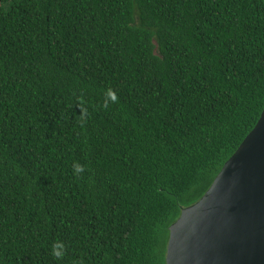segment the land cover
I'll return each instance as SVG.
<instances>
[{"label":"trees","instance_id":"16d2710c","mask_svg":"<svg viewBox=\"0 0 264 264\" xmlns=\"http://www.w3.org/2000/svg\"><path fill=\"white\" fill-rule=\"evenodd\" d=\"M263 109L264 0H0V264H165Z\"/></svg>","mask_w":264,"mask_h":264},{"label":"water","instance_id":"95a60500","mask_svg":"<svg viewBox=\"0 0 264 264\" xmlns=\"http://www.w3.org/2000/svg\"><path fill=\"white\" fill-rule=\"evenodd\" d=\"M165 264H264V109L210 188L169 229Z\"/></svg>","mask_w":264,"mask_h":264},{"label":"clouds","instance_id":"9594fccd","mask_svg":"<svg viewBox=\"0 0 264 264\" xmlns=\"http://www.w3.org/2000/svg\"><path fill=\"white\" fill-rule=\"evenodd\" d=\"M73 169L74 174L76 175H79L82 171H84L83 167L79 164H74ZM52 254L58 259L61 258L64 255L63 245L60 243L55 244L52 249Z\"/></svg>","mask_w":264,"mask_h":264}]
</instances>
